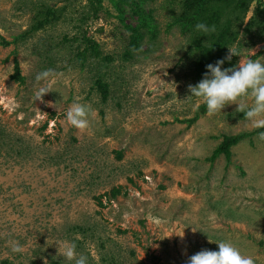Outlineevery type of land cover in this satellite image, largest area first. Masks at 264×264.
Wrapping results in <instances>:
<instances>
[{
	"label": "rangeland",
	"instance_id": "rangeland-1",
	"mask_svg": "<svg viewBox=\"0 0 264 264\" xmlns=\"http://www.w3.org/2000/svg\"><path fill=\"white\" fill-rule=\"evenodd\" d=\"M45 7L61 19L32 32ZM144 8L156 35L135 47L132 7L96 19L88 0H0V264H264V134L206 161L264 126V51L247 67L264 39L240 36L234 69L197 80L170 26L180 0ZM85 35L98 59L78 56Z\"/></svg>",
	"mask_w": 264,
	"mask_h": 264
},
{
	"label": "trees",
	"instance_id": "trees-1",
	"mask_svg": "<svg viewBox=\"0 0 264 264\" xmlns=\"http://www.w3.org/2000/svg\"><path fill=\"white\" fill-rule=\"evenodd\" d=\"M91 9L93 10V18H98V14L103 10L105 2H110L116 6L119 12V17L125 12L126 6L133 8V13L138 17V24L134 27H128L132 31L135 47L145 39L148 34L156 35L155 25L153 24V17L151 11L144 8L146 0H88ZM255 0H180L182 4V12L175 16L170 26H177L182 34L189 36V55L195 59L196 69L192 72L193 78L198 80L208 72L214 73L220 70V75L225 76L227 72L232 71L236 66L235 60L237 55L228 58V53L234 44L239 46L244 45L240 40V36H250L249 42L251 47L255 45L253 37L264 39V8L261 6L254 8L251 17L246 22L251 7ZM40 14H45L47 18L40 20L39 23L33 27L32 32L41 30L54 22L61 19L60 11L52 7H45ZM51 16V17H50ZM244 28L241 31V28ZM83 43L84 50L78 53V56L83 60L87 59L90 52L92 58L98 59L101 52L98 50L97 44L90 38L84 36ZM5 43L4 45H8ZM261 51L252 56L248 61V68L262 54ZM20 66L15 65V74L13 79L16 82L24 83V77L21 76ZM97 86L102 94V99L107 100L109 96V86L101 79L97 81ZM228 90L225 86L222 90L216 93L212 98L208 99L206 103L200 106L197 110L196 116L187 121L189 124H194L201 115L206 114L208 106L217 104L222 100L225 91ZM264 134V126L253 131L239 135H224L222 142L212 152L211 156L206 158V161L213 164L220 156L224 155L227 160L232 157V149L240 144L242 141H252L254 137H259ZM119 159L122 158V153L118 152ZM114 192V193H113ZM119 189L112 190V196L116 197L120 194ZM215 264H218L215 263Z\"/></svg>",
	"mask_w": 264,
	"mask_h": 264
}]
</instances>
